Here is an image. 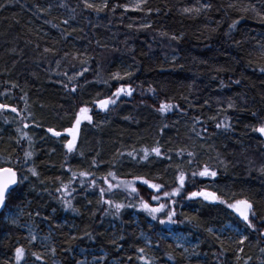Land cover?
Masks as SVG:
<instances>
[{"label": "trees", "instance_id": "16d2710c", "mask_svg": "<svg viewBox=\"0 0 264 264\" xmlns=\"http://www.w3.org/2000/svg\"><path fill=\"white\" fill-rule=\"evenodd\" d=\"M137 3L108 0L97 12L81 0H0V104L17 109L0 112V165L10 161L19 176L5 208L27 202V211L51 228L59 264H76L89 250L134 264L144 247L140 233L151 237L156 261L184 264L183 253L156 236L168 229L198 242L202 264H264V136L252 130L264 123V0H145L131 10ZM121 86L132 95L107 110L94 106L116 99ZM161 103L175 107L162 114ZM81 107L90 108L92 123L80 125L69 153L66 137L48 129L66 132ZM157 144L162 156L143 160V149ZM205 165L217 175L193 178ZM180 172L185 187L167 201L175 223L140 210L141 200L164 203ZM104 177L113 185L143 177L162 187L157 193L137 180L135 194L122 186L109 192ZM64 185L68 191H58ZM101 188L105 199L125 205L118 214L102 202ZM202 189L227 202L250 201L255 227L226 204L188 199ZM2 215L0 264H16L18 247L22 264L32 249ZM227 222L242 229L243 244L209 231Z\"/></svg>", "mask_w": 264, "mask_h": 264}, {"label": "snow or ice", "instance_id": "6c2138e0", "mask_svg": "<svg viewBox=\"0 0 264 264\" xmlns=\"http://www.w3.org/2000/svg\"><path fill=\"white\" fill-rule=\"evenodd\" d=\"M81 2L84 4L85 8L88 9H94L97 12L103 11L105 8H107L108 5V0H103L101 4H96L89 2V0H81ZM145 2V0H140V3H137L135 7H133L131 10L135 11L140 9L141 3ZM129 10L127 7H125V11ZM184 11L191 12V11H199V9H189L185 8ZM65 24L68 23L67 20L64 21ZM147 27V25H145ZM173 39H176V37H172ZM45 51H49L48 49H45ZM88 69L85 68L84 71H87ZM261 72H264V66H261L259 69ZM82 74V73H81ZM130 75V73H129ZM116 79H122L123 77H120L118 74ZM73 79V77H69V80ZM15 87V85H13ZM72 91L75 92L76 89L72 88ZM132 89L130 87H124L121 86L119 87L113 94L112 96L115 97L116 99L113 98H106L99 100L97 103L99 107L102 110H107L109 105H114L117 102V99L122 95H132ZM175 107L172 104L169 103H161L160 107L158 109L159 112L166 113L168 111H171L172 108ZM229 107H233V105H229ZM0 110H9L11 112H17V109L15 107H9L6 104H0ZM83 120H87L89 123H92V117L89 115V108L88 107H81L79 110V113L75 117V122L72 127L67 128L65 131L69 136L72 137V139L68 140L65 147L67 148V151L71 153L76 145V137L78 134V131L80 129V125ZM227 127V125H222V124H217V127ZM24 127H28L27 124L24 125ZM254 132L258 133L260 136H264V123L260 124L257 127H254L252 129ZM49 132L52 133L53 136H60L61 133L59 131H55L51 128L48 129ZM154 153L157 157L162 156L161 148L158 146L152 147L150 150L149 149H143V160H147L149 155ZM31 153H25L26 158L30 157ZM127 155L133 157V159H136L135 156H133L132 152H129ZM188 156L191 157L193 156V153L189 152ZM170 159V157H168ZM189 164L192 163L191 160L188 161ZM95 164V162H94ZM31 171L32 175L35 176L37 175L35 169H29ZM262 172H264V168L261 169ZM76 174L74 173L73 176ZM79 175L81 177H87L89 175L88 172H80ZM192 177L195 178L197 176L201 178H207V177H212L214 178L217 173L216 171L210 169L207 165L203 167L202 170H194L191 173ZM108 176H111L113 179H116V176L114 173L109 172ZM27 177H24L23 179H26ZM104 183L107 184L108 188L107 191L111 192L113 188H118V187H123L125 190L128 191V193L135 194L137 193V187L135 186L136 181L139 180L140 183L147 185L150 189H153L155 192L159 193L161 190L162 185L158 183H152L149 180L143 178V177H134L132 181H121L119 184L113 185L112 183L109 182L107 177H104ZM176 180L179 184V187L174 188L171 192L165 191L163 193V197L165 198L164 203H159L158 206H151L150 203L141 200L139 204L140 210H143L144 212L148 213L153 220L158 219L159 213H165L167 216V222L168 223H175L173 217L176 215L174 209H168V199L170 197H175L181 195V190L185 187V181H186V174L184 172H180ZM18 183V178H17V171L13 169L11 166V162L8 161L6 162V165H0V208L5 207V201L6 198L11 194L12 187ZM93 187H95V181L92 182ZM83 186V185H82ZM58 191H68V185H64L62 189H58ZM100 197L101 200L104 204L109 205L110 207L115 209V212L118 214L120 210L125 207L124 204L122 203H116L112 199H105V189L101 188L100 189ZM196 197H201L204 201L210 202V203H221V204H226V206L230 209L233 210V212L236 213V215L243 221V223L249 228L252 229L254 228V224L250 221V215L254 216L255 212L253 211V204L248 201L247 199H236L234 202H227L226 200L222 199L215 191H208V190H198V191H193L189 193L188 199H193ZM161 197L159 195H154L152 196L153 201H159ZM172 204H175L176 201L172 200ZM70 204V202H69ZM131 206V205H130ZM167 210V211H166ZM160 223L163 224L165 223V220L161 219ZM211 231V230H209ZM264 235V233H262ZM33 240L36 239L35 236L32 237ZM247 239L246 236L241 237L239 240V243L243 244L244 240ZM182 245L180 244L179 240L177 241V247H181ZM54 251V250H53ZM137 251L140 253L139 255V260L141 261V264H152V262L146 257L145 255V249L143 247L138 248ZM35 255V254H34ZM25 256V251L23 248H16L15 249V261L16 264H21V261L24 259ZM37 260H40V256H36Z\"/></svg>", "mask_w": 264, "mask_h": 264}, {"label": "rangeland", "instance_id": "374dc122", "mask_svg": "<svg viewBox=\"0 0 264 264\" xmlns=\"http://www.w3.org/2000/svg\"><path fill=\"white\" fill-rule=\"evenodd\" d=\"M94 106L101 109L98 103H96ZM110 106L111 105H109L108 108ZM0 111L6 112L9 110ZM85 123H88V121L83 120L81 125ZM66 139L68 141L72 139V137L66 135ZM1 219L4 223H7L9 226L17 229L20 233H22L27 246H30L32 249L33 255H31L29 259L24 261L22 264H59L53 251L54 243L51 228L43 220L36 219L33 214L27 211V202L24 204H19L11 209L5 208ZM211 231L217 236L228 237V239L230 240H233L234 238H238L240 240L241 237H244L242 229L229 222L225 223L221 228L212 229ZM33 236L36 237L35 240L32 239ZM156 236L161 240L168 241L174 247L179 249L184 255V259L186 261V263L184 264H202V256L198 251V242L193 237L169 229L158 231L156 233ZM139 239L144 246L143 248H146V257L152 262V264H162L156 261L153 257V252L151 251V237L147 234L140 233ZM178 240L182 245L181 247H177ZM37 255L41 257L40 260L36 259ZM139 255L140 253L136 254V257L134 256V264H141V261L138 258ZM13 258L15 259V252L12 254V259ZM105 263L119 264L116 259H109L108 255L103 250L80 251L79 258L76 264Z\"/></svg>", "mask_w": 264, "mask_h": 264}, {"label": "flooded vegetation", "instance_id": "af4514ba", "mask_svg": "<svg viewBox=\"0 0 264 264\" xmlns=\"http://www.w3.org/2000/svg\"><path fill=\"white\" fill-rule=\"evenodd\" d=\"M61 133V132H60ZM66 132H63V133H61V135L60 136H53L52 135V133L50 132V136H53V137H61V136H65L66 137V135H68V134H65ZM19 177V176H18Z\"/></svg>", "mask_w": 264, "mask_h": 264}, {"label": "water", "instance_id": "95a60500", "mask_svg": "<svg viewBox=\"0 0 264 264\" xmlns=\"http://www.w3.org/2000/svg\"><path fill=\"white\" fill-rule=\"evenodd\" d=\"M17 178H18V175H17ZM17 184L12 187V190L17 186ZM3 209H4V207L3 208H0V213L3 211Z\"/></svg>", "mask_w": 264, "mask_h": 264}]
</instances>
